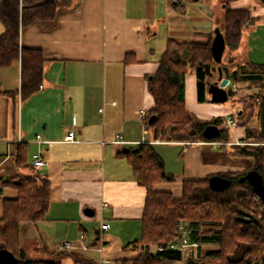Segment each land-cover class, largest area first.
Instances as JSON below:
<instances>
[{"label": "crops", "instance_id": "obj_1", "mask_svg": "<svg viewBox=\"0 0 264 264\" xmlns=\"http://www.w3.org/2000/svg\"><path fill=\"white\" fill-rule=\"evenodd\" d=\"M190 1H37L38 6L53 4L55 16L22 27L20 46L43 54L42 85L23 100L21 63L0 68V90L12 94H0V179L31 174L29 167L16 164V147L23 144L29 164L35 155L42 157L44 165L35 172L50 185L44 219L24 224L21 230L26 259L54 261L56 254L65 252L68 255L59 259L60 264H86L76 257L96 264H120L143 254L140 239L147 192L124 153L135 149L144 137L140 111L148 114L154 108L148 79L157 74L169 41L210 44L212 50L218 33L224 38L221 26L226 8L246 11L251 22L244 27L241 40L246 32L254 45L239 61L240 45L231 49L225 41L222 65L237 74L247 64L264 65V0H194L202 5L198 12ZM216 2L218 11L214 12ZM4 32L0 21V35ZM218 77L214 73L210 84ZM185 87L186 108L200 120L225 121L230 115L225 102L198 101L195 71L186 76ZM226 91L228 100L243 105L238 115L244 117L234 127L226 123L230 146L248 144L252 140L247 129L261 133L258 109L249 105L250 96L264 97V81L248 85L230 78ZM71 132L75 141L66 142ZM118 136L124 143L116 142ZM145 137L158 141L150 132ZM158 142L153 143L156 154L171 180L157 184L155 190L169 192L174 198H181L183 181L256 167L253 157H234L232 147L223 149L219 143ZM156 146L177 150L172 167H167V156H160ZM17 197L12 187L2 189L0 219L3 200ZM106 224L110 228L102 230ZM67 243L71 248L62 251Z\"/></svg>", "mask_w": 264, "mask_h": 264}, {"label": "trees", "instance_id": "obj_2", "mask_svg": "<svg viewBox=\"0 0 264 264\" xmlns=\"http://www.w3.org/2000/svg\"><path fill=\"white\" fill-rule=\"evenodd\" d=\"M38 0H4L0 6V21L5 32L0 35V68L21 63V88L23 100L39 90L43 83L45 58L38 50L20 46V30L37 20H52L53 4L36 5ZM21 3L24 7L21 9ZM251 22L246 11L226 8L221 26L224 39L231 49L238 47L244 27ZM217 63L210 44H189L169 41L156 75L148 79V88L154 99V108L147 114V126L153 139L164 143L193 144L219 143L223 149L230 146L228 125L222 118L202 121L186 108L185 79L190 71L197 76V95L200 103L206 102V93L213 68ZM264 81V65L247 64L238 70L237 82L254 85ZM12 94L2 92L0 94ZM232 94V93H231ZM13 97V96H12ZM251 107L258 109L261 133L247 129L250 145H232L234 157H253L254 170L264 176V97L250 96ZM243 116V115H242ZM241 114L237 119L242 120ZM155 121L151 123V118ZM244 123V124H243ZM239 125L246 126L245 122ZM209 125L220 128V136L207 140L203 132ZM225 125L227 127H225ZM254 143V144H251ZM128 158L137 182L146 189V201L142 218L144 252L133 261L120 264H259L264 263V215L258 212L256 195L248 182L241 179L249 171L236 174H214L204 180L183 181L181 198L169 192L155 190L157 184L167 181L161 160L153 144H139L124 153ZM18 167H29L31 174L17 179H0V196L4 187H12L18 193L16 199L3 200V216L0 219V249H5L18 260L17 264H60L65 252L56 254L54 261H33L25 257L20 235L24 224H37L43 220L49 205V181L35 172L34 164L27 161V147L19 144L15 152ZM213 176L231 180L229 189L222 193L209 187ZM250 215L249 222L240 219ZM182 226L189 231V241L197 243L187 254L171 249L177 243ZM216 246L202 254V246ZM164 246L163 251H157ZM64 251V250H62ZM77 262L96 264L91 260L75 258Z\"/></svg>", "mask_w": 264, "mask_h": 264}, {"label": "water", "instance_id": "obj_3", "mask_svg": "<svg viewBox=\"0 0 264 264\" xmlns=\"http://www.w3.org/2000/svg\"><path fill=\"white\" fill-rule=\"evenodd\" d=\"M225 39L218 33L212 46V56L214 61L220 66L213 68L214 73H218L219 77L215 84L209 85L208 93L212 95L213 100L219 102H226L228 95L226 88L229 84V79L237 78V72H230L229 68L222 65V56L225 50ZM155 117L151 118V123L155 121ZM220 128L216 125H209L205 128L203 135L207 140H215L220 136ZM242 182H248L252 187L255 195L264 202V176L256 170L249 171L245 177L241 179ZM231 180L222 176H213L209 180V187L214 192L222 193L231 187ZM252 217L250 215L243 216L240 220L249 222ZM18 260L14 255L7 252L5 249H0V264H17Z\"/></svg>", "mask_w": 264, "mask_h": 264}, {"label": "rangeland", "instance_id": "obj_4", "mask_svg": "<svg viewBox=\"0 0 264 264\" xmlns=\"http://www.w3.org/2000/svg\"><path fill=\"white\" fill-rule=\"evenodd\" d=\"M211 1V0H210ZM213 1V0H212ZM191 2V6L193 5V7H192V9L194 10V11H200L201 10V8H202V5L200 4V3H198V2H194V0L192 1H190ZM206 2V1H205ZM209 1H207V3H208ZM207 3H204V6L206 7V4ZM203 6V7H204ZM213 9H214V12H217L218 11V7H217V2L214 4V7H213ZM204 12H205V14H207V12L204 10ZM247 33L245 32V36H244V38L241 40V42L239 43V45H240V56H239V61H242L243 59H245L246 58V56L248 55V53H249V51H250V45H254V43L249 39V38H247V35H246ZM234 96H239L238 94H234ZM210 100H212L213 101V97H212V95L211 94H209V96H208V98H207V103H209V101ZM251 100V99H250ZM234 103H232V101H231V99L230 100H228L227 102H225L227 105H229V109H230V115L233 117V119H234V123H233V127L234 126H236V123L238 122V119H237V116H238V114H239V112L241 111V109L243 108V105L242 104H240V103H238L236 100L235 101H233ZM224 103V104H225ZM223 119V118H222ZM224 120V119H223ZM224 123L226 124L227 123V118H226V120L224 121ZM232 127V126H231ZM232 149V148H231ZM156 150H157V152L159 153V155L161 156H164V155H166L167 156V158H168V160H169V162H167V167H169V165L172 167V164L171 163H173V161L175 160V155H176V152H177V150L176 149H174V148H169V147H158V146H156ZM233 150V149H232ZM173 152H174V154H173ZM158 155V154H157ZM159 157V156H158ZM161 160V159H160ZM172 161V162H171ZM161 163V165L163 166V164H162V162H160ZM163 169H164V173H165V175L167 176V180H171V177L170 176H168L167 174H166V168L163 166ZM168 172V171H167ZM216 248V246H212V245H206V244H204L203 246H202V254H204V253H206V252H208V251H210V250H212V249H215ZM191 249H192V247L190 246H188V247H186L185 248V250H184V253L185 254H187L188 253V251L190 252L191 251Z\"/></svg>", "mask_w": 264, "mask_h": 264}, {"label": "built area", "instance_id": "obj_5", "mask_svg": "<svg viewBox=\"0 0 264 264\" xmlns=\"http://www.w3.org/2000/svg\"><path fill=\"white\" fill-rule=\"evenodd\" d=\"M139 116H140V119H141V121L143 123V135H144V137L142 138V141L140 142V144L159 143L158 141H155V142L148 141L147 138L145 137L150 132V130H149L147 124H146L147 123V113H146V111L141 110ZM233 123H234V119H233V117L231 115H229L227 117V124L228 125H232ZM38 139H39V136H38ZM65 141L66 142H74L75 141V134L73 132L69 133L65 137ZM116 142L117 143H124L123 142V138L121 136H118V139H117ZM33 164H34L35 167L39 168V167H42L44 165V161H43V159H42V157L40 155H35L34 156V160H33ZM255 202L258 203V212H259V214H261V215L263 214L264 215V202L257 196L255 198ZM109 228H110V226L108 224L102 226V230H105V231L108 230ZM181 228H182V232H181V236H180L178 242L169 245V248L180 250L181 252H184L186 247H188V246L189 247L190 246L191 247H195L197 245V243H191L189 241V231L186 229L185 226H182ZM82 238H84V236H82ZM70 248H71V245L69 243L61 246L62 250H68ZM163 250H164V246H159L157 248V251H163Z\"/></svg>", "mask_w": 264, "mask_h": 264}]
</instances>
